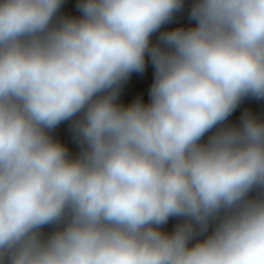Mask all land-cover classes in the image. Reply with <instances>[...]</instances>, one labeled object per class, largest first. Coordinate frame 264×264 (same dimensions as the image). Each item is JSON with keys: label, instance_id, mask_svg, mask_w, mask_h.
Wrapping results in <instances>:
<instances>
[{"label": "clouds", "instance_id": "1", "mask_svg": "<svg viewBox=\"0 0 264 264\" xmlns=\"http://www.w3.org/2000/svg\"><path fill=\"white\" fill-rule=\"evenodd\" d=\"M65 3L0 0V264H264V117L230 121L264 98V0L173 29L186 0Z\"/></svg>", "mask_w": 264, "mask_h": 264}, {"label": "crops", "instance_id": "2", "mask_svg": "<svg viewBox=\"0 0 264 264\" xmlns=\"http://www.w3.org/2000/svg\"><path fill=\"white\" fill-rule=\"evenodd\" d=\"M76 2L77 0H66L63 11L67 14L77 15L78 13L76 12L75 8ZM189 5L190 0H186L185 8L182 11L178 12L173 19V28L180 26L187 27L194 24V21H191L189 19ZM153 39L155 40V37H153ZM153 79L154 70L151 63L149 62L146 65L145 71L143 73H133L128 81L123 85L120 95V102L128 104L137 98H141L145 103H147L149 99V89L151 87ZM245 110L251 111L252 113L264 117V98H245L241 102L237 110L230 117V121L233 123L238 122ZM54 135L63 143H65L73 153L78 150L76 144L72 140L67 123L60 125L55 130ZM176 223L177 221L175 219H170L164 226V229L166 231H171Z\"/></svg>", "mask_w": 264, "mask_h": 264}, {"label": "trees", "instance_id": "3", "mask_svg": "<svg viewBox=\"0 0 264 264\" xmlns=\"http://www.w3.org/2000/svg\"><path fill=\"white\" fill-rule=\"evenodd\" d=\"M174 25V21L172 20L169 24L165 25V29H172Z\"/></svg>", "mask_w": 264, "mask_h": 264}]
</instances>
